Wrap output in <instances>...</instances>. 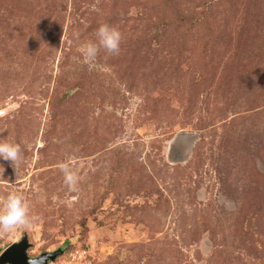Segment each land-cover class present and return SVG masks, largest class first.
Returning a JSON list of instances; mask_svg holds the SVG:
<instances>
[{
  "label": "rangeland",
  "instance_id": "obj_1",
  "mask_svg": "<svg viewBox=\"0 0 264 264\" xmlns=\"http://www.w3.org/2000/svg\"><path fill=\"white\" fill-rule=\"evenodd\" d=\"M102 23L120 53L86 62ZM0 139V201L38 217L0 254L264 264V0H0Z\"/></svg>",
  "mask_w": 264,
  "mask_h": 264
},
{
  "label": "clouds",
  "instance_id": "obj_2",
  "mask_svg": "<svg viewBox=\"0 0 264 264\" xmlns=\"http://www.w3.org/2000/svg\"><path fill=\"white\" fill-rule=\"evenodd\" d=\"M95 42H86L81 46V53L86 62L94 61L99 50L118 55L121 47V33L107 23L100 24L95 30ZM0 159L10 161L15 168L22 160L20 144L6 139H0ZM58 168L63 174V182L69 190H75L78 177L67 162H59ZM38 217L30 215L29 203L22 193L10 191L0 201V231H8L19 226L31 228ZM29 264H42L41 261L30 258Z\"/></svg>",
  "mask_w": 264,
  "mask_h": 264
},
{
  "label": "water",
  "instance_id": "obj_3",
  "mask_svg": "<svg viewBox=\"0 0 264 264\" xmlns=\"http://www.w3.org/2000/svg\"><path fill=\"white\" fill-rule=\"evenodd\" d=\"M184 138L183 135H178L174 142ZM30 243L28 236H24L19 242L11 244L0 254V264H29L30 258L36 259L38 262L42 260V264H49L55 261L60 255L63 254V249H58L54 252H45L38 257H30L28 249Z\"/></svg>",
  "mask_w": 264,
  "mask_h": 264
}]
</instances>
